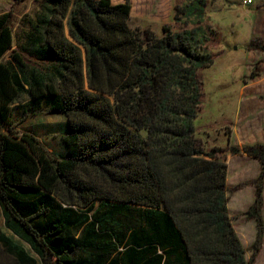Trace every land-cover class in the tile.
Wrapping results in <instances>:
<instances>
[{
  "label": "trees",
  "instance_id": "1",
  "mask_svg": "<svg viewBox=\"0 0 264 264\" xmlns=\"http://www.w3.org/2000/svg\"><path fill=\"white\" fill-rule=\"evenodd\" d=\"M38 2L41 13L17 31L11 14H0V210L21 242L0 232V246L16 264H254L264 236V144L228 150L260 164L254 179L228 187L217 157L224 148H206L194 125L199 72L213 63L200 26L205 2L176 9L174 21L192 29L163 26L160 37L129 26L127 0ZM263 71L264 58L250 78ZM20 95L31 115L65 119L66 153L16 130L11 106ZM247 185L256 236L246 260L227 194Z\"/></svg>",
  "mask_w": 264,
  "mask_h": 264
},
{
  "label": "rangeland",
  "instance_id": "2",
  "mask_svg": "<svg viewBox=\"0 0 264 264\" xmlns=\"http://www.w3.org/2000/svg\"><path fill=\"white\" fill-rule=\"evenodd\" d=\"M125 1L111 0L114 5ZM127 1L130 5L128 21L131 28H147L160 37L163 26H168L172 31L194 27L191 21H174L176 9L187 5L189 0ZM203 1L205 15L200 26L208 34L206 47L213 57V63L199 72L203 98L194 125L201 141H208L206 148H224L217 157L225 162L226 185L232 187L254 179L260 168L256 159L245 154L231 156L228 150L231 147L241 149L264 144V71L257 78H250L255 64L264 58L263 53L254 50L256 40L264 44V0H251L252 4L245 6V0ZM41 7L38 0H0V14H11L14 31L19 29L24 17L28 20L40 14ZM64 29L67 32L66 26ZM10 53L8 51L5 54L3 61L9 60ZM30 107L33 106L26 95H20L11 106V115L17 121L16 130L32 135L49 151L66 153L60 138V133L65 129V119L45 109H39L36 113L33 111L35 115H31ZM253 191L254 188L247 185L232 195L227 194V210L236 235L247 251L244 256L246 260L250 256L248 248L256 236L254 221L245 216V211L253 202ZM262 194L261 215L264 222V189ZM0 232L13 237L4 227L1 210ZM13 240L21 243L16 237ZM23 246L27 251L30 250L29 246ZM0 260L5 264H16L13 256L1 246ZM254 264H264V236Z\"/></svg>",
  "mask_w": 264,
  "mask_h": 264
},
{
  "label": "built area",
  "instance_id": "3",
  "mask_svg": "<svg viewBox=\"0 0 264 264\" xmlns=\"http://www.w3.org/2000/svg\"><path fill=\"white\" fill-rule=\"evenodd\" d=\"M252 2H251V0H245V1H243V5L245 6V5H250Z\"/></svg>",
  "mask_w": 264,
  "mask_h": 264
},
{
  "label": "crops",
  "instance_id": "4",
  "mask_svg": "<svg viewBox=\"0 0 264 264\" xmlns=\"http://www.w3.org/2000/svg\"><path fill=\"white\" fill-rule=\"evenodd\" d=\"M251 4H252V3H251ZM255 145H256V144H255ZM234 156H235V155H234ZM259 165H260V164H259ZM259 169H260V168H259ZM250 205H251V204H250ZM250 205H249V206H250Z\"/></svg>",
  "mask_w": 264,
  "mask_h": 264
}]
</instances>
